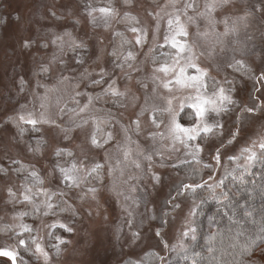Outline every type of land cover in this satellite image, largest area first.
Returning <instances> with one entry per match:
<instances>
[{"label":"rangeland","instance_id":"obj_1","mask_svg":"<svg viewBox=\"0 0 264 264\" xmlns=\"http://www.w3.org/2000/svg\"><path fill=\"white\" fill-rule=\"evenodd\" d=\"M177 16L208 73L201 93L223 88L233 101L223 102L227 112L207 113L222 127L187 147L168 135L163 110L171 100L177 122L192 127V109L179 106L196 90L168 91L162 83L170 77L154 71L175 53L165 36ZM262 141L264 0H0V246L12 249L13 236L27 233L48 255L35 250L24 264L164 262L195 229L196 202L182 187L195 182L177 166L211 165L199 184H215L225 169L248 167L243 149L259 155ZM153 253L157 262L148 263Z\"/></svg>","mask_w":264,"mask_h":264},{"label":"trees","instance_id":"obj_2","mask_svg":"<svg viewBox=\"0 0 264 264\" xmlns=\"http://www.w3.org/2000/svg\"><path fill=\"white\" fill-rule=\"evenodd\" d=\"M189 112L186 109V115ZM186 115H181L182 121L183 118L187 120ZM13 126L18 132L19 129ZM176 169L182 175L186 174L195 185L210 170L195 161L178 165ZM200 185L202 187L195 192L189 189V195L196 202L195 239L189 237L183 250L157 264H239L243 259L239 254L241 246L257 234H264V162L257 161L251 167L225 169L217 183ZM13 237L15 241L24 238L26 242L25 246L19 247V261L36 257L34 244L27 233ZM25 247L29 250L25 251ZM261 252H264V244L257 249L256 256ZM156 259L158 256L153 253L147 260L156 263Z\"/></svg>","mask_w":264,"mask_h":264},{"label":"snow or ice","instance_id":"obj_3","mask_svg":"<svg viewBox=\"0 0 264 264\" xmlns=\"http://www.w3.org/2000/svg\"><path fill=\"white\" fill-rule=\"evenodd\" d=\"M191 7V5H188ZM99 11L102 14L109 15L110 10L101 8ZM173 23H175V28L173 29ZM169 29L171 30L172 34L165 36V43L170 45L172 49H175V53L170 55L169 60H165L159 68L154 69L156 72H162L166 77H170L166 82L162 83V86L167 89L168 91H172L173 87H178L179 89L183 88H194L196 90L195 97H189V102L185 104L183 101L180 103V111H183L185 107L191 108L192 113L191 115L194 117L193 126L192 127H184L180 123L177 122V112H174L172 109V101L168 100V107L163 111H167L171 115L170 126L168 128V135L174 141H180L184 143L185 146H188V141H194L197 138H202V134L204 137L208 136L209 134H213L214 129L218 127H222L219 123L209 124L207 122V113L212 111L219 114L221 111L227 112L228 109L223 106V102L227 101L228 103H232L233 101L227 95H225V91L223 88H220L218 92H213L211 97L206 96L201 93V89H206V82L205 78L207 77L208 73L205 69L200 68L196 63V53L193 49V46L188 43L187 36L188 32L185 29L184 25L180 23V18L177 16L175 21L170 19L168 21ZM133 32L140 33L141 30L136 28L131 29ZM206 35V34H205ZM147 33L144 32L142 34H138L136 38V43L138 45H142L146 40ZM184 38V39H181ZM28 45L25 44V47ZM134 58L132 53L129 52L128 57L126 59ZM155 63V58L153 60ZM239 63V62H238ZM195 69V74H189L188 69ZM154 80L159 79L158 77H153ZM96 83H99L97 81ZM114 83V82H113ZM109 91L113 95H123L122 93H118L115 89L109 88ZM220 102L219 104L217 102ZM87 107V106H85ZM84 111V109H81ZM247 111H253V109H247ZM20 119L26 123H30L35 125L37 123L34 119H27L21 116ZM138 124V122H136ZM153 123L159 124L156 120H153ZM163 135V134H161ZM233 138L235 137L236 133L231 134ZM111 138L109 134V139ZM106 142V141H105ZM230 142V141H229ZM91 143L96 147H101L102 145L98 143L97 138L93 135L91 139ZM255 141L253 142V147H255ZM260 154L257 155L255 151L251 148L243 149V152L248 153L246 159L248 161V167L253 166L257 161L264 162V141L259 143ZM197 152L202 151L203 149L200 148L199 145L196 146ZM70 155V154H69ZM215 159L217 163H219V150H217ZM236 159V158H232ZM138 166V165H137ZM75 167V166H74ZM100 165H96L92 171H96ZM205 167H211V165H205ZM247 171V168L245 169ZM63 178L66 181H70L72 185L78 186L77 180L75 177L69 175L68 171L61 168L60 169ZM35 175V173H33ZM157 181L159 177H154ZM183 188L190 189L192 192H195L197 188H201L202 185L197 184L195 186L191 184H183ZM90 191L95 192V189H90ZM11 194V192H10ZM25 201H29L30 197L28 195L24 196ZM53 206L51 203L47 204V208L51 209ZM175 207H179V205H175ZM45 215L48 213L45 212ZM193 214H195L193 212ZM250 215V213H249ZM52 228L60 227L63 228L65 231L71 232L72 229L67 227V225L56 223L51 225ZM24 231L31 232V229L28 226H23ZM192 232V239H195V229H190ZM262 233H264V229H262ZM159 235V232L156 233ZM185 237L188 236V233H184ZM25 240L19 239L17 243V247L25 246ZM32 243L35 244V239L32 240ZM66 241L60 240V244H64ZM261 244H264V234H257L253 238H250L246 241L244 245L241 246L240 256L243 257L239 261V264H264V252H261L259 256H256L257 249L260 247ZM57 252L59 253V245L56 246ZM29 249L25 247V251ZM36 252L40 253L44 256L45 260L47 261L48 255L47 253L41 248L39 244H36ZM256 256L255 259L252 257ZM0 258L6 259L11 262V264H24L21 260L18 262V252L15 249L10 248H2L0 249ZM0 264H3V260H0Z\"/></svg>","mask_w":264,"mask_h":264},{"label":"flooded vegetation","instance_id":"obj_4","mask_svg":"<svg viewBox=\"0 0 264 264\" xmlns=\"http://www.w3.org/2000/svg\"><path fill=\"white\" fill-rule=\"evenodd\" d=\"M5 246V245H4ZM4 246H0V249H2V248H7V247H4ZM16 247H17V244H16ZM13 247L12 249H15L18 253H19V247ZM0 259H3V258H0ZM3 260H6V259H3ZM6 261H8V260H6ZM10 264H11V262L10 261H8ZM18 262H19V256H18Z\"/></svg>","mask_w":264,"mask_h":264}]
</instances>
